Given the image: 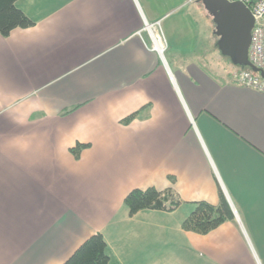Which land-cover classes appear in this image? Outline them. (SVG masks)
I'll list each match as a JSON object with an SVG mask.
<instances>
[{"label":"crops","instance_id":"obj_1","mask_svg":"<svg viewBox=\"0 0 264 264\" xmlns=\"http://www.w3.org/2000/svg\"><path fill=\"white\" fill-rule=\"evenodd\" d=\"M184 4L16 1L33 26L0 35V264H63L96 234L108 264H264V95L213 31L152 50L145 23L177 28ZM147 189L178 205L130 216ZM200 203L231 218L183 230Z\"/></svg>","mask_w":264,"mask_h":264},{"label":"trees","instance_id":"obj_2","mask_svg":"<svg viewBox=\"0 0 264 264\" xmlns=\"http://www.w3.org/2000/svg\"><path fill=\"white\" fill-rule=\"evenodd\" d=\"M17 0H0V35L7 37L14 29H26L33 23L15 7ZM237 69V67H236ZM87 145L78 144L71 150L77 159L80 152ZM170 193H159L153 189L145 191L134 190L125 199L129 215L133 216L144 210L169 211L178 203L171 202ZM225 215V216H224ZM231 218L225 204L221 209L207 204H197L196 210L184 221L182 228L185 231L197 234H206L218 227L225 219ZM109 257L106 254V243L100 234H96L86 240L74 254L63 264H108Z\"/></svg>","mask_w":264,"mask_h":264},{"label":"water","instance_id":"obj_3","mask_svg":"<svg viewBox=\"0 0 264 264\" xmlns=\"http://www.w3.org/2000/svg\"><path fill=\"white\" fill-rule=\"evenodd\" d=\"M212 24L213 35L217 37L216 46L220 54L240 69H249L253 73H263L248 60L251 30L254 25L250 10L241 3H229L226 0H200Z\"/></svg>","mask_w":264,"mask_h":264},{"label":"built area","instance_id":"obj_4","mask_svg":"<svg viewBox=\"0 0 264 264\" xmlns=\"http://www.w3.org/2000/svg\"><path fill=\"white\" fill-rule=\"evenodd\" d=\"M200 0H185L184 5L197 3ZM229 3H241L249 10L254 20V25L250 35V45L248 49L249 62L263 73H253L249 69L237 68L231 74V81L243 88L253 90L264 95V0H226ZM143 31L147 32L152 42V50L163 57L167 46L161 33L160 22L154 24L145 23ZM160 45H157V43ZM163 46V50L160 46Z\"/></svg>","mask_w":264,"mask_h":264},{"label":"rangeland","instance_id":"obj_5","mask_svg":"<svg viewBox=\"0 0 264 264\" xmlns=\"http://www.w3.org/2000/svg\"><path fill=\"white\" fill-rule=\"evenodd\" d=\"M184 6L186 7L182 9L180 13L181 15L178 17V19L182 20V25L177 28H171L169 31L164 30L163 33V30L161 31L162 35L164 34L163 37L166 46L168 47L169 45L170 47L166 56H177L176 54L182 53L185 49L191 47L192 43H194L192 41L193 34L199 33L200 31H202L201 34L203 36V38H201L202 43L200 47L205 48L208 43L206 40L209 39L207 37L209 36V31L214 30L212 19L203 6L195 5V3ZM212 40V49L215 52V55L222 61L226 62V64L234 67L227 59L220 57L221 54L216 46L217 37L214 36ZM226 69H228L227 66Z\"/></svg>","mask_w":264,"mask_h":264},{"label":"bare ground","instance_id":"obj_6","mask_svg":"<svg viewBox=\"0 0 264 264\" xmlns=\"http://www.w3.org/2000/svg\"><path fill=\"white\" fill-rule=\"evenodd\" d=\"M157 45H160V43L158 42ZM160 49L163 50V46L162 45L160 46Z\"/></svg>","mask_w":264,"mask_h":264},{"label":"flooded vegetation","instance_id":"obj_7","mask_svg":"<svg viewBox=\"0 0 264 264\" xmlns=\"http://www.w3.org/2000/svg\"><path fill=\"white\" fill-rule=\"evenodd\" d=\"M214 26V25H213Z\"/></svg>","mask_w":264,"mask_h":264}]
</instances>
